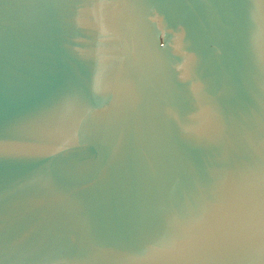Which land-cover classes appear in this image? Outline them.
Segmentation results:
<instances>
[{
    "label": "water",
    "instance_id": "1",
    "mask_svg": "<svg viewBox=\"0 0 264 264\" xmlns=\"http://www.w3.org/2000/svg\"><path fill=\"white\" fill-rule=\"evenodd\" d=\"M0 264H264V0H0Z\"/></svg>",
    "mask_w": 264,
    "mask_h": 264
}]
</instances>
